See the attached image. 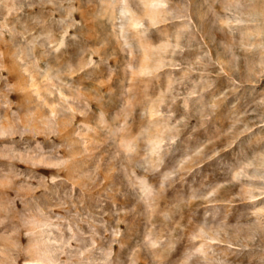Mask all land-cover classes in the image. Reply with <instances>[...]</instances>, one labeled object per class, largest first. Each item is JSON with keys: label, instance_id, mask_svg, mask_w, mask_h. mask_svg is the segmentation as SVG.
I'll return each instance as SVG.
<instances>
[{"label": "rangeland", "instance_id": "374dc122", "mask_svg": "<svg viewBox=\"0 0 264 264\" xmlns=\"http://www.w3.org/2000/svg\"><path fill=\"white\" fill-rule=\"evenodd\" d=\"M0 264H264V0H0Z\"/></svg>", "mask_w": 264, "mask_h": 264}]
</instances>
